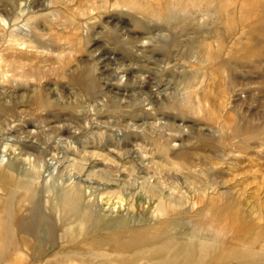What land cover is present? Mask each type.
Listing matches in <instances>:
<instances>
[{"label": "rangeland", "instance_id": "rangeland-1", "mask_svg": "<svg viewBox=\"0 0 264 264\" xmlns=\"http://www.w3.org/2000/svg\"><path fill=\"white\" fill-rule=\"evenodd\" d=\"M28 16L22 49L0 27V151L9 159L66 156L102 169L109 149L136 160L139 151L164 167L160 177L152 162L146 172L168 192L192 191L175 171L185 170L264 219V145L238 148L243 136L230 134L220 143L217 129L223 118L264 124V0H0V18L21 25Z\"/></svg>", "mask_w": 264, "mask_h": 264}, {"label": "bare ground", "instance_id": "bare-ground-1", "mask_svg": "<svg viewBox=\"0 0 264 264\" xmlns=\"http://www.w3.org/2000/svg\"><path fill=\"white\" fill-rule=\"evenodd\" d=\"M19 11L21 17L28 14V5ZM19 18H0V27L16 47L25 45L33 31L30 16L21 25L15 23ZM223 122L217 126L220 143L230 134L243 136L238 148L254 139L264 145V124L244 129L226 118ZM108 152L113 158L101 169L66 156L30 161L9 159L0 151V264H25L26 256V264H264V219L243 214L229 189L202 180L198 172L200 180L188 181L180 169L175 171L192 188L181 182L191 198L183 192L175 195L148 176L151 162L159 177L164 170L151 156L148 160L136 151V160L114 148ZM67 166L77 172L57 181V173ZM106 189H116V197ZM14 251L19 254L10 257Z\"/></svg>", "mask_w": 264, "mask_h": 264}]
</instances>
